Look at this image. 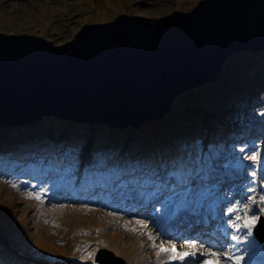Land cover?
<instances>
[{
  "label": "water",
  "instance_id": "1",
  "mask_svg": "<svg viewBox=\"0 0 264 264\" xmlns=\"http://www.w3.org/2000/svg\"><path fill=\"white\" fill-rule=\"evenodd\" d=\"M262 50L264 0H199L162 20L122 12L64 43L0 31V124L54 115L138 126L214 79L234 53Z\"/></svg>",
  "mask_w": 264,
  "mask_h": 264
},
{
  "label": "rangeland",
  "instance_id": "2",
  "mask_svg": "<svg viewBox=\"0 0 264 264\" xmlns=\"http://www.w3.org/2000/svg\"><path fill=\"white\" fill-rule=\"evenodd\" d=\"M198 1L0 0V31L26 32L64 43L72 39L74 34L88 21L122 12L162 20L190 10ZM233 56L236 58L234 60L227 59L223 64L222 71L214 79L206 82V85L190 87L177 94L171 109L161 118L147 120L138 126L64 119L71 123L67 126L76 124L72 126L81 128L80 136L73 138L72 141L83 143L85 148L92 141L101 144L106 141L103 138H108L121 148L134 137L142 139L148 133L152 134L154 139L160 140L166 137H177V134H185L184 131H191L198 126L205 129L209 128L207 125L214 127L221 122L217 120L227 114L233 121L237 120L241 128L256 123L254 118H264V103L258 102V97L264 95V50L243 51L234 53ZM241 87L244 88V93L233 92ZM236 95V101H243L232 106L230 99ZM243 115L245 118L242 119ZM52 117L49 115L40 116L33 122L37 123L39 119L43 118L45 125H51L52 123L48 121L53 122L55 119H61ZM250 118L251 121H249ZM238 123L233 125L237 126ZM2 127L6 128L5 125H0V128ZM260 128L264 129L258 127L259 130H261ZM204 134L206 136L208 132L204 131ZM205 136H202L200 140L202 141ZM98 137L102 139L96 140ZM9 162V160L0 162V168L7 169L8 166H11L12 172L25 182L31 195L29 192L18 191L22 187L20 181L4 177L0 172V227H2L3 238L8 237L9 240L8 245H0V248H4L6 253H9L8 255L13 254L20 260L33 259L38 264L49 263V258L53 264H55L54 261H58L59 264H96L89 253H96L97 250L101 251L106 248L115 254L121 253L120 256L128 264H137L140 260L139 253L145 254L144 249L151 246L150 260L155 257L159 258L155 264H161L168 257V254L161 255L160 252L158 254L160 241L154 242L149 239L145 244H142L139 242V235L130 232L135 228L142 227V224L137 223L141 220L125 221L122 220L125 216L119 219L102 210L56 202L47 195V191L38 193V188L45 187V184L37 182V177L31 171L32 169L28 168L24 172V165H13ZM65 165L74 166L68 162ZM83 171L85 170L82 169ZM13 185L16 186L13 187ZM67 189L62 188V190ZM111 197L110 193L103 195V198ZM103 198L98 201L101 209L104 207ZM37 200H40L38 205ZM112 219H116V221H112ZM146 223H149L148 227L145 226L146 230L151 229V223L144 220L143 225ZM5 227L9 229H5ZM114 230L116 232H113ZM117 231H122L126 235L117 233ZM19 240L21 245H18ZM82 242H84L83 247L88 246L85 251L79 249ZM153 243L157 247H153ZM60 244L81 252L62 251ZM3 259H0L2 263Z\"/></svg>",
  "mask_w": 264,
  "mask_h": 264
},
{
  "label": "trees",
  "instance_id": "3",
  "mask_svg": "<svg viewBox=\"0 0 264 264\" xmlns=\"http://www.w3.org/2000/svg\"><path fill=\"white\" fill-rule=\"evenodd\" d=\"M235 58H236V56H231L230 59L234 60ZM244 91H245L244 88L241 87L239 90H235L233 92L238 93V94H240V93L242 94V93H244ZM242 101L243 100L237 101L236 103L234 102L233 105L234 104L236 105ZM52 118L55 119L54 117H52ZM46 121H48V120L46 119ZM48 122H50L52 124L51 125H42V123H43V118H42V119H39L37 123H34L33 125H31L29 127H26V126H24V127H22V126L12 127L13 130L11 131V136L14 138V141L12 142V144L15 143V141L18 137H25V139L28 138V136H26V135L23 136L22 134L19 133L21 130L25 131V133L28 135L30 133L34 134V133L38 132L39 129L40 130H39L38 134H36V135L41 136L42 138L50 139L51 134L53 133L52 129H54V131H56L57 133L58 132L63 133V136H64L63 143L64 144H67L68 146H70L72 148H75L80 144V143H76V142L72 141L73 138L80 136L79 131L81 130V128H77V127L74 128L73 127L76 124H72L73 126L72 125L67 126V124H71V123H69L68 121H62L61 119H59V120L55 119V121H53V122H51V121H48ZM86 127H89V126H86ZM89 129H91V128L89 127ZM200 129H201L200 126H198L196 128L197 131ZM57 136H59V135H57ZM148 138H151V140L149 142H148ZM97 139H102V138L98 137V138H96V140ZM107 139L108 138H103V140H106V141H107ZM106 141L101 143V144H99L97 141L92 142L93 144L98 145V146L95 145L93 150L108 148L110 151H113L115 153V151H119L122 148V146L120 148L118 145H116L117 144L116 142H112L110 139H108V142H106ZM166 142H167V139H160V140L154 139L152 137V134L148 133V134H145L142 139H138L137 137H134L131 140L130 149L134 148L135 149L134 151H138V150L140 151V150H143L145 148V145L148 146L147 145V143H148L153 150H156L158 148L163 147V144H165ZM175 142H177V140ZM112 160L115 162L117 159H116V157L115 158L112 157Z\"/></svg>",
  "mask_w": 264,
  "mask_h": 264
},
{
  "label": "snow or ice",
  "instance_id": "4",
  "mask_svg": "<svg viewBox=\"0 0 264 264\" xmlns=\"http://www.w3.org/2000/svg\"><path fill=\"white\" fill-rule=\"evenodd\" d=\"M243 150V149H242ZM251 159L255 160L257 159L256 156H252ZM16 185H13L15 187ZM31 195V193H29ZM228 211L234 212L236 209L229 208ZM258 217L255 214L249 215L248 213H245L243 217L237 215L234 220H231V227L240 230L241 228L247 229V235L251 236V229L254 227L255 222L257 221ZM137 223L142 224L143 222L137 221ZM135 231V229H133ZM149 238L153 239V237L149 234ZM231 240L235 241L238 240V237L233 235L231 236ZM183 246H186L187 248L191 249V251H178L177 245L172 244L170 247H166L163 243L159 245L158 248V254L159 252L162 253H169L168 259L172 261H181L184 262L188 258H197L196 264H200V261L202 260V264H227V260H233L235 261V264H240V261L243 259L241 256L232 257L228 254H225L227 257V260L222 259L221 254L217 251H201L197 252L198 244L195 241H185V244ZM153 247H157L155 243H153ZM199 247H203V244H200ZM232 247H235V245H232ZM89 256L93 259L95 258V252L89 253Z\"/></svg>",
  "mask_w": 264,
  "mask_h": 264
},
{
  "label": "bare ground",
  "instance_id": "5",
  "mask_svg": "<svg viewBox=\"0 0 264 264\" xmlns=\"http://www.w3.org/2000/svg\"><path fill=\"white\" fill-rule=\"evenodd\" d=\"M177 99V98H176ZM2 125H5V124H3V123H1ZM5 127H6V125H5ZM7 128V127H6ZM0 130H2V128H0ZM7 130H8V128H7ZM1 136H3L1 133H0V137ZM3 141L4 142H6V140L5 139H3ZM249 181V180H248ZM103 189H105V188H103ZM228 194V193H227ZM226 194V195H227ZM226 195H224V196H226ZM242 199H244V193H241L240 194V197H239V200H242ZM231 200H232V198H230L229 200H227V201H225L223 204H221V205H225V204H228L229 202H231ZM180 205H184V201H181L180 202ZM168 212H171L170 210L168 211ZM211 214H212V216H211ZM175 212L174 213H172V215H171V217H175ZM213 216H215V217H220L221 215L218 213V211H212V213H210V215H209V217L210 218H212V220H214L215 221V219H213ZM226 219H228V216H226ZM216 223H217V221H215ZM218 225H219V223H218ZM221 226H223V224H221L220 223V227ZM18 245H20L19 243H18ZM75 262V261H74Z\"/></svg>",
  "mask_w": 264,
  "mask_h": 264
},
{
  "label": "clouds",
  "instance_id": "6",
  "mask_svg": "<svg viewBox=\"0 0 264 264\" xmlns=\"http://www.w3.org/2000/svg\"><path fill=\"white\" fill-rule=\"evenodd\" d=\"M237 53H238V52H237ZM232 56H233V55H232ZM230 58H231V57H230ZM230 58H228V60H229ZM223 66H224V65H223ZM222 69H223V68H222ZM203 85H204V84H203ZM49 116H52V115H49ZM38 118H39V117H38ZM34 120H36V119H34ZM32 121H33V120H32ZM146 121H147V120H146ZM30 122H31V121H30ZM30 122H29V123H30ZM31 123H32V122H31ZM0 125H2V124H0ZM5 125H6V127H11V128H12V127H19L20 123H17V124H5ZM2 128H3V127H2ZM125 146H126V145H123L122 148L125 147ZM159 146H160V145H159ZM159 146H158V147H159ZM128 147H129V146H128ZM122 148H121V149H122ZM133 150H135V149L133 148Z\"/></svg>",
  "mask_w": 264,
  "mask_h": 264
}]
</instances>
